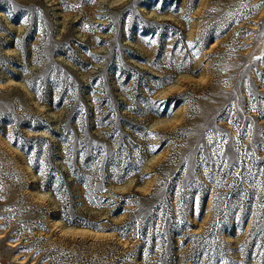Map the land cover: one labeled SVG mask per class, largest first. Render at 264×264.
Segmentation results:
<instances>
[{
  "label": "rangeland",
  "instance_id": "rangeland-1",
  "mask_svg": "<svg viewBox=\"0 0 264 264\" xmlns=\"http://www.w3.org/2000/svg\"><path fill=\"white\" fill-rule=\"evenodd\" d=\"M0 264H264V0H0Z\"/></svg>",
  "mask_w": 264,
  "mask_h": 264
}]
</instances>
